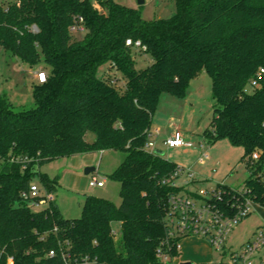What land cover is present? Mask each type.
Returning a JSON list of instances; mask_svg holds the SVG:
<instances>
[{
  "label": "trees",
  "instance_id": "obj_1",
  "mask_svg": "<svg viewBox=\"0 0 264 264\" xmlns=\"http://www.w3.org/2000/svg\"><path fill=\"white\" fill-rule=\"evenodd\" d=\"M96 1L0 0L1 49L30 69L43 59L48 75L32 83L31 109L16 112L0 97V264H175L185 237L170 236L167 216L180 192L169 179L180 167L146 146L162 96L186 97L203 72L216 101L203 137L244 149L242 189L264 208V0H175L170 17L152 21ZM128 40L147 48L150 66L136 67ZM106 151L125 154L111 175L120 205L87 197L77 219H65L54 198L33 210L34 179L50 195L57 188L38 172L43 165ZM220 188L219 207L230 209L239 192ZM160 248L169 263L157 258Z\"/></svg>",
  "mask_w": 264,
  "mask_h": 264
},
{
  "label": "rangeland",
  "instance_id": "obj_2",
  "mask_svg": "<svg viewBox=\"0 0 264 264\" xmlns=\"http://www.w3.org/2000/svg\"><path fill=\"white\" fill-rule=\"evenodd\" d=\"M91 1L95 5L98 3L96 0ZM114 1L126 7L139 9L143 19L146 21L168 18L176 9L175 0H144L143 5H140L138 0ZM84 34V31L75 33L77 38H82ZM134 59L138 69H145L153 62L150 55L137 49H134ZM45 68L46 66L42 59V62L35 69ZM29 69L28 65L5 53L0 47V97L9 99L16 112L28 110L35 106L32 95L33 84ZM106 70L107 66L101 67L99 76ZM212 85V78L203 72L191 81L186 97L180 98L164 94L153 119L155 129V123L161 122L160 125L164 126L163 124L165 123L162 120L173 118L174 123L179 125V131L186 135V139L194 147L169 149L163 145L161 137L155 136L153 140L157 143V148L164 152L163 157L165 159L183 169L191 168L197 174L196 183L194 185L190 184L192 191L196 192L200 189L211 191L218 185H226L234 190H241L249 176V172L244 164L241 163L245 154L244 149L233 146L227 140H221L209 145L203 137L204 133L210 128L215 114L216 101L213 97ZM166 131L167 128L162 127V136L165 135ZM202 155L209 156L203 165L198 162ZM124 158L125 154L120 151L80 154L53 160L43 165L38 172L57 183L56 192L52 196L62 216L65 219H77L82 215L83 205L87 197L102 198L116 205L121 204L120 184L113 180L111 175L120 166ZM88 168H95L96 171L86 174ZM93 177H97L100 180L105 179V187H91L89 182ZM34 180L42 192H45L40 180L38 178ZM186 180L185 176L181 177L178 184L183 186ZM49 205L46 202L33 208V210H44ZM261 211V208L253 210L247 218L238 224L229 236L227 250H237L243 241H247L254 236L252 231L258 225L264 223L260 214ZM113 231L118 237L121 231V224L115 222ZM206 242L208 243V241ZM210 247L212 248V254L209 262L193 263L188 261L187 263L220 264L222 253L215 250L211 245ZM181 263L186 262H178V264Z\"/></svg>",
  "mask_w": 264,
  "mask_h": 264
},
{
  "label": "built area",
  "instance_id": "obj_3",
  "mask_svg": "<svg viewBox=\"0 0 264 264\" xmlns=\"http://www.w3.org/2000/svg\"><path fill=\"white\" fill-rule=\"evenodd\" d=\"M71 30L83 31V28L75 26ZM126 44L143 53L147 51V48L140 42L133 44L131 40H128ZM261 73H264V70H261ZM36 78L39 83H45L48 75L45 71H38ZM155 136H158L157 131H152L149 134L150 141L146 146L148 151H156V143L153 140ZM164 144L169 149L194 147L179 130L167 137ZM208 158V155H202L198 162L203 165ZM253 159H258L257 154L253 156ZM196 175L191 168L183 169L180 167L169 179L173 187L180 189V192L172 195L169 200L170 211L167 219L168 225L172 227V231L169 232L170 236L178 238L198 237L208 241L215 250L222 253L220 264H264V226L256 229L254 236L243 241L237 250H227L229 236L258 205L248 196L247 191L241 189L238 190L239 193L231 202L232 205L227 203L230 209L220 208L219 203L224 199V192L220 185L211 191L200 189L194 192L191 190L190 184L194 185L197 181ZM184 176L187 180L183 186L179 185V179ZM105 183V179L100 180L93 177L89 185L103 188ZM27 198L35 207L46 202L49 203L53 199L52 195L46 191L42 192L36 183L31 186ZM200 202L201 204H199ZM180 242L177 243L178 251L181 248ZM50 255L54 256V252H51ZM157 258L162 262L169 263L171 261L170 255L165 253L162 248L158 249ZM9 263H12V259H9Z\"/></svg>",
  "mask_w": 264,
  "mask_h": 264
},
{
  "label": "crops",
  "instance_id": "obj_4",
  "mask_svg": "<svg viewBox=\"0 0 264 264\" xmlns=\"http://www.w3.org/2000/svg\"><path fill=\"white\" fill-rule=\"evenodd\" d=\"M38 71H43L42 69H29V75L31 76V81L33 82H38L37 78H36V73ZM164 118H166L164 116ZM164 126H161L160 123L161 122H157L155 123V129H154V121H153V126H152V131H157L158 132V136L157 137H161V141L164 144V141L167 137H169L174 131L179 130V125L174 123V119L173 118H169L168 120L164 119L162 120ZM162 127L163 128H167V131L165 132V135L162 136ZM186 138V135L183 134ZM156 143V142H155ZM156 150H160L157 148V143H156ZM162 151V150H160ZM200 164V163H199ZM106 184V183H105ZM105 187V186H104ZM257 208H261L262 211L260 212V214L262 215L263 221H264V208L262 207H257ZM256 208V209H257ZM260 226H264V223L261 225H258L252 232V234H254V232L256 231V229H258ZM180 257L175 261L176 264H178V262H193V263H207L211 260V254H212V248L210 247V245L203 239L201 238H197V237H187L184 238L183 240H181L180 242Z\"/></svg>",
  "mask_w": 264,
  "mask_h": 264
},
{
  "label": "water",
  "instance_id": "obj_5",
  "mask_svg": "<svg viewBox=\"0 0 264 264\" xmlns=\"http://www.w3.org/2000/svg\"><path fill=\"white\" fill-rule=\"evenodd\" d=\"M138 2H139L140 5H143L144 4V0H138ZM155 154L163 156L164 152L163 151H160V150H156L155 151ZM95 171H96L95 168H88L86 170V174H91V173H93ZM181 264H192V263H187L186 262V263H181Z\"/></svg>",
  "mask_w": 264,
  "mask_h": 264
}]
</instances>
